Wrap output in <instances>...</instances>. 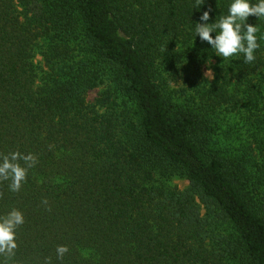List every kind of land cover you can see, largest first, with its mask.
Here are the masks:
<instances>
[{
	"label": "trees",
	"instance_id": "obj_1",
	"mask_svg": "<svg viewBox=\"0 0 264 264\" xmlns=\"http://www.w3.org/2000/svg\"><path fill=\"white\" fill-rule=\"evenodd\" d=\"M231 3L0 0V154L37 158L0 264H264V17L253 63L195 31Z\"/></svg>",
	"mask_w": 264,
	"mask_h": 264
},
{
	"label": "clouds",
	"instance_id": "obj_2",
	"mask_svg": "<svg viewBox=\"0 0 264 264\" xmlns=\"http://www.w3.org/2000/svg\"><path fill=\"white\" fill-rule=\"evenodd\" d=\"M205 0H196V9L203 5ZM210 11L206 10L200 16L196 24V35L203 42L211 45L217 56L229 59L233 56L243 54L245 63H253L256 60L255 51L260 47L257 35V26L247 23L249 16H256L258 19L264 17V0L251 3V0H232L228 14L221 16L218 21L208 23ZM215 32V36L212 33ZM205 77L212 80L214 73L211 68L204 73ZM23 160L26 166L19 163ZM37 158L31 153L23 155L20 152L0 154V182L11 181L9 188L18 192L22 183L26 181L28 168L35 165ZM3 194L0 193V196ZM47 203V201H44ZM24 223V216L21 211L12 209L7 215L0 217V255L11 258L15 255L18 245L16 242V229ZM69 251L67 246L61 245L56 249L57 257L63 259ZM45 264H51L50 258Z\"/></svg>",
	"mask_w": 264,
	"mask_h": 264
},
{
	"label": "rangeland",
	"instance_id": "obj_3",
	"mask_svg": "<svg viewBox=\"0 0 264 264\" xmlns=\"http://www.w3.org/2000/svg\"><path fill=\"white\" fill-rule=\"evenodd\" d=\"M36 62L37 63H39V62L42 63V57L40 55L36 56ZM209 68H211L212 72L214 73L213 68L211 66L205 67L204 68V73L206 71H208ZM97 92H98V90L91 91L90 94H89V99L93 100L96 97ZM221 137L223 139H225L223 135ZM170 184L173 185V186H176V187H178L180 189H184V188H186L188 186V181L185 178H182L180 176H174L172 179H170Z\"/></svg>",
	"mask_w": 264,
	"mask_h": 264
}]
</instances>
